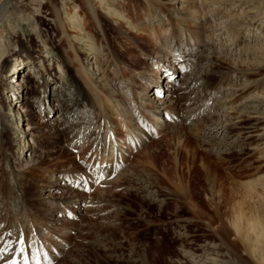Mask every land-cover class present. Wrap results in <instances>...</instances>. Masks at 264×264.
<instances>
[{
  "label": "rangeland",
  "instance_id": "obj_1",
  "mask_svg": "<svg viewBox=\"0 0 264 264\" xmlns=\"http://www.w3.org/2000/svg\"><path fill=\"white\" fill-rule=\"evenodd\" d=\"M0 14V206L9 197L13 203L23 185L24 196L28 188L45 197L32 198L28 213L47 218L64 201L61 191L48 202L54 176L80 164L64 145L71 133L55 118L46 124L38 102L48 94L61 109L87 104L80 122L65 117L61 125L91 139L110 107L125 109L139 92L154 58L171 59L180 46L174 51L189 62L195 55L187 53L198 54L200 46L193 38L203 35L197 61L204 81L186 91L176 110L186 116L156 124L153 136L140 141L125 137L129 161L121 175L90 193H72L90 206L71 224L73 253L53 264H264V0H0ZM173 27L179 30L171 35ZM125 80L131 90L121 95ZM161 85L164 99L146 108L148 119L170 104L173 90ZM211 89L218 100L184 121ZM92 140L97 154L102 145L108 150V141ZM96 158L87 168L94 173L101 170ZM61 173L66 179L59 176L56 189L76 185L77 175L65 176L71 170Z\"/></svg>",
  "mask_w": 264,
  "mask_h": 264
},
{
  "label": "bare ground",
  "instance_id": "obj_2",
  "mask_svg": "<svg viewBox=\"0 0 264 264\" xmlns=\"http://www.w3.org/2000/svg\"><path fill=\"white\" fill-rule=\"evenodd\" d=\"M1 15V14H0ZM194 56H192V58H193ZM190 60H191V58H189ZM190 62V61H189ZM157 71V70H156ZM160 72H162V71H160ZM160 72H158V74L160 73ZM172 72V71H171ZM162 73H164V72H162ZM191 74V73H190ZM189 74V75H190ZM170 75H174V76H176L175 75V73L173 72V74L172 73H170ZM189 75H184V76H186V77H188ZM164 76V75H163ZM195 81H196V79H194ZM197 82H198V80H197ZM183 84H184V87H183V89H182V92L184 93V90H188V88L190 89V90H193V89H191V88H193V87H191L193 84H195L194 82H191L190 81V83H187L186 81H184L183 80ZM196 85H197V83H196ZM163 90H164V87H163ZM170 93H172V92H170ZM168 94H166V96H167ZM163 99H164V97H163ZM165 106V105H164ZM202 108L203 107H199V108H197V109H195L194 111L197 113V112H199V111H203L202 110ZM205 108V107H204ZM158 111V110H157ZM105 114V113H104ZM153 119H155V118H153ZM158 119V118H157ZM95 121H96V124L98 125V128L103 124V122H102V120L100 119V118H96L95 119ZM166 124V123H165ZM167 125V124H166ZM165 125V126H166ZM113 144V143H112ZM122 154H124V153H122ZM95 159L97 160V158L95 157ZM99 159V158H98ZM98 165H99V163H97ZM76 184H77V182H76ZM64 213H65V210H64ZM73 213H71V214H69L70 216L72 215ZM8 230V229H7Z\"/></svg>",
  "mask_w": 264,
  "mask_h": 264
}]
</instances>
